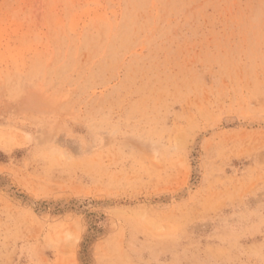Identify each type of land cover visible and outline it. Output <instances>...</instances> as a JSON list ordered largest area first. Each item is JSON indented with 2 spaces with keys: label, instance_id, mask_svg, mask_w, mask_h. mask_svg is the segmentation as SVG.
<instances>
[{
  "label": "rangeland",
  "instance_id": "374dc122",
  "mask_svg": "<svg viewBox=\"0 0 264 264\" xmlns=\"http://www.w3.org/2000/svg\"><path fill=\"white\" fill-rule=\"evenodd\" d=\"M0 264H264V0H0Z\"/></svg>",
  "mask_w": 264,
  "mask_h": 264
}]
</instances>
